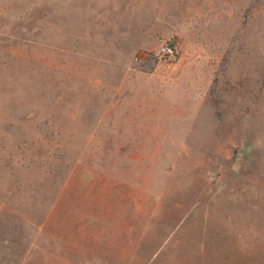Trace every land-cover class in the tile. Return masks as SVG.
Instances as JSON below:
<instances>
[{
  "label": "rangeland",
  "instance_id": "rangeland-1",
  "mask_svg": "<svg viewBox=\"0 0 264 264\" xmlns=\"http://www.w3.org/2000/svg\"><path fill=\"white\" fill-rule=\"evenodd\" d=\"M0 264H264V0H0Z\"/></svg>",
  "mask_w": 264,
  "mask_h": 264
},
{
  "label": "built area",
  "instance_id": "built-area-1",
  "mask_svg": "<svg viewBox=\"0 0 264 264\" xmlns=\"http://www.w3.org/2000/svg\"><path fill=\"white\" fill-rule=\"evenodd\" d=\"M175 46L172 39H169L167 42H165L157 51V55L165 58V57H173L175 56Z\"/></svg>",
  "mask_w": 264,
  "mask_h": 264
}]
</instances>
